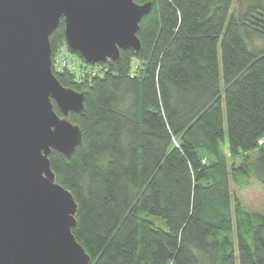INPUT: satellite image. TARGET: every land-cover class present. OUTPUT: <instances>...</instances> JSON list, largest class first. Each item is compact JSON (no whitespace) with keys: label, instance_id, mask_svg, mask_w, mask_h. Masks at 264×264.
Instances as JSON below:
<instances>
[{"label":"trees","instance_id":"obj_1","mask_svg":"<svg viewBox=\"0 0 264 264\" xmlns=\"http://www.w3.org/2000/svg\"><path fill=\"white\" fill-rule=\"evenodd\" d=\"M134 2L152 4L138 55L88 83L55 74L84 94L80 144L48 156L73 236L90 264H264V215L231 192L264 189V0ZM49 43L52 59L62 20Z\"/></svg>","mask_w":264,"mask_h":264},{"label":"water","instance_id":"obj_2","mask_svg":"<svg viewBox=\"0 0 264 264\" xmlns=\"http://www.w3.org/2000/svg\"><path fill=\"white\" fill-rule=\"evenodd\" d=\"M150 2L0 0V264H90L73 236L77 204L56 182L48 156L69 159L82 136L70 114L83 92L63 87L51 69L50 35L90 65L138 55L139 23ZM55 105L59 115L54 111Z\"/></svg>","mask_w":264,"mask_h":264},{"label":"built area","instance_id":"obj_3","mask_svg":"<svg viewBox=\"0 0 264 264\" xmlns=\"http://www.w3.org/2000/svg\"><path fill=\"white\" fill-rule=\"evenodd\" d=\"M141 62L133 57L129 62V76L135 77L140 69ZM53 74L68 72L77 83H88L95 78H102L107 72V67L102 64L88 65L75 53L71 52L66 43L62 44L51 59Z\"/></svg>","mask_w":264,"mask_h":264},{"label":"rangeland","instance_id":"obj_4","mask_svg":"<svg viewBox=\"0 0 264 264\" xmlns=\"http://www.w3.org/2000/svg\"><path fill=\"white\" fill-rule=\"evenodd\" d=\"M231 192L246 209L264 215V189L259 184L251 181L245 189L241 190L232 186ZM149 220L157 227L160 225V220L157 218L149 217Z\"/></svg>","mask_w":264,"mask_h":264}]
</instances>
